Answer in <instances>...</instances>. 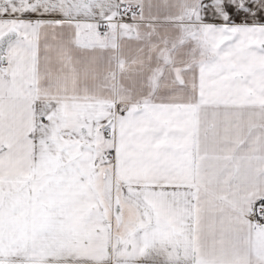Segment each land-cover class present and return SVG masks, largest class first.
I'll return each instance as SVG.
<instances>
[{
    "label": "snow or ice",
    "instance_id": "snow-or-ice-1",
    "mask_svg": "<svg viewBox=\"0 0 264 264\" xmlns=\"http://www.w3.org/2000/svg\"><path fill=\"white\" fill-rule=\"evenodd\" d=\"M0 264H264V0H0Z\"/></svg>",
    "mask_w": 264,
    "mask_h": 264
}]
</instances>
